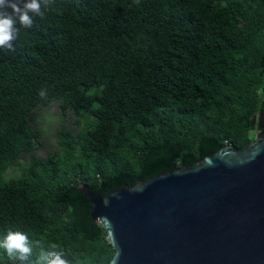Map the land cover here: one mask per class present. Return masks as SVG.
Here are the masks:
<instances>
[{"label":"trees","instance_id":"trees-1","mask_svg":"<svg viewBox=\"0 0 264 264\" xmlns=\"http://www.w3.org/2000/svg\"><path fill=\"white\" fill-rule=\"evenodd\" d=\"M16 26L14 50L0 49V240L27 234L31 262L53 245L70 264L108 261L78 183L103 195L238 147L258 119L264 131V0H52ZM51 100L86 123L58 127L59 152L39 156L30 112ZM0 264H12L2 248Z\"/></svg>","mask_w":264,"mask_h":264},{"label":"water","instance_id":"water-1","mask_svg":"<svg viewBox=\"0 0 264 264\" xmlns=\"http://www.w3.org/2000/svg\"><path fill=\"white\" fill-rule=\"evenodd\" d=\"M254 122V120H252ZM100 195L80 182L106 264H264V131Z\"/></svg>","mask_w":264,"mask_h":264},{"label":"clouds","instance_id":"clouds-1","mask_svg":"<svg viewBox=\"0 0 264 264\" xmlns=\"http://www.w3.org/2000/svg\"><path fill=\"white\" fill-rule=\"evenodd\" d=\"M11 8L9 14L5 11ZM52 10V0H0V49L6 51L14 50V42L20 36L19 24L25 28H31L33 17L44 19L46 14ZM42 97L45 91L39 93ZM39 244V241H36ZM0 248L4 249L12 264H70L64 257L63 251H57L53 245V251H42L34 262L29 261L32 256V246L29 236L22 231L9 230L3 240H0Z\"/></svg>","mask_w":264,"mask_h":264},{"label":"rangeland","instance_id":"rangeland-1","mask_svg":"<svg viewBox=\"0 0 264 264\" xmlns=\"http://www.w3.org/2000/svg\"><path fill=\"white\" fill-rule=\"evenodd\" d=\"M86 120L81 115L73 114L70 109L60 111L57 100L35 106L29 117V125L39 130L38 142L33 153L44 156L48 152L58 153L60 150L56 141L55 130L62 126L69 129L72 134L82 129ZM29 152H22L6 169L4 177L8 175H16L22 166L25 165Z\"/></svg>","mask_w":264,"mask_h":264}]
</instances>
